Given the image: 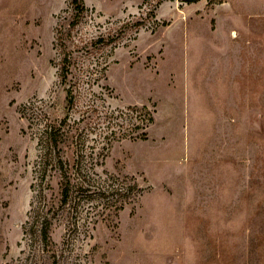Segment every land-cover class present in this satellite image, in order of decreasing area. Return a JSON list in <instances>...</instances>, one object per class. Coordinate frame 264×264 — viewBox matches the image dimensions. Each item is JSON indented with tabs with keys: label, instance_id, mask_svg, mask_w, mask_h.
<instances>
[{
	"label": "rangeland",
	"instance_id": "374dc122",
	"mask_svg": "<svg viewBox=\"0 0 264 264\" xmlns=\"http://www.w3.org/2000/svg\"><path fill=\"white\" fill-rule=\"evenodd\" d=\"M80 1L72 29L71 0H0V264H264V0ZM132 107L152 114L145 139ZM66 115L88 116L98 156L44 246L38 136Z\"/></svg>",
	"mask_w": 264,
	"mask_h": 264
},
{
	"label": "trees",
	"instance_id": "16d2710c",
	"mask_svg": "<svg viewBox=\"0 0 264 264\" xmlns=\"http://www.w3.org/2000/svg\"><path fill=\"white\" fill-rule=\"evenodd\" d=\"M70 7L74 12L71 22L68 24L70 28H75L84 13L86 8L80 0H71ZM70 31V30H69ZM69 31L62 30L59 28L56 33V43L63 51V57L59 64V78L62 84L67 82L68 77L71 74L72 68V51L67 49V43L71 41ZM113 42L114 38L109 39ZM105 37H99L96 41H92L91 45L103 44L105 43ZM108 42V41H107ZM75 87L69 86L66 90L65 105L68 109H72L75 105V92L73 90ZM84 114H90L96 111L94 106L87 108ZM128 112L135 113L136 117H128L130 121L135 124L133 131L138 132L136 136L128 137L131 140L145 139L146 133L141 132L145 129L146 125L152 123V114L145 108H128ZM120 115L123 112L116 111ZM64 117L63 119L53 120L51 123H46L38 136V145L40 147L42 168L39 171V184L38 188L42 187L38 193V207L34 208V218L36 219V228L39 229L40 241L44 246H47L51 241L49 237L51 221L54 219L53 209L60 208L64 210L69 207L72 202L71 193H77L80 190H84V186L90 184L91 178L94 176L91 173V166L96 165V159L98 155H93L86 152V140L85 127H80V124L86 118H82L81 121H73ZM117 119V118H116ZM141 130V131H140ZM140 131V133H139ZM116 134H113L115 137ZM126 138L124 131L118 133L117 139L121 140ZM75 149H72L75 147ZM71 149V156H69V151ZM88 160V162H86ZM95 162V163H94ZM85 163V164H84ZM52 172L54 176L58 177L57 183V200L47 198L45 195V187L43 188L49 175L47 173ZM47 188V187H46ZM121 189H116L113 195L119 194L118 197L125 198L127 192L119 191ZM118 199V198H117ZM118 210V209H117ZM24 232H26L24 230Z\"/></svg>",
	"mask_w": 264,
	"mask_h": 264
}]
</instances>
